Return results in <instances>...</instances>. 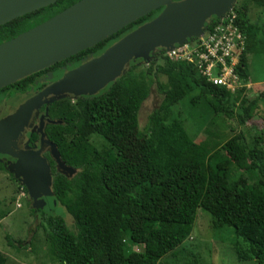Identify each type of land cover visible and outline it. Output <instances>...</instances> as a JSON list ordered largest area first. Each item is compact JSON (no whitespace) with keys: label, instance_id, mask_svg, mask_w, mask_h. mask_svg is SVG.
Instances as JSON below:
<instances>
[{"label":"trees","instance_id":"trees-1","mask_svg":"<svg viewBox=\"0 0 264 264\" xmlns=\"http://www.w3.org/2000/svg\"><path fill=\"white\" fill-rule=\"evenodd\" d=\"M75 1L55 0L1 24L0 42ZM247 1L264 12V0ZM159 10L135 19L93 46L1 87L0 92H23L35 75L45 70L58 76L61 65L73 67L88 52L99 54ZM232 10L245 35L236 67L245 81L246 54L264 53V30L259 19L247 20L245 4ZM215 21L214 16L209 17L204 29ZM140 63V58L130 60L120 76L94 94L79 95L72 102L64 97L48 105V116L61 123L47 124L45 136L55 144L63 163L76 169L67 178L55 171L52 159H46L53 195L45 197L47 203L35 211L50 255L60 264H160L159 259L166 253L174 254L190 233L200 207L216 226L231 227L237 260L254 259L262 264L264 130L257 132L251 143L242 132H234L210 150L195 142L179 120L166 119L172 104L197 90L190 99L192 104L202 99L214 119L244 125L253 115L255 97L249 99L243 93L244 86L229 92L212 85L184 61L159 56ZM160 76H165L164 82ZM152 83L161 92V99L139 129L137 112ZM260 97L264 102V96ZM130 133L141 149L129 146ZM92 134L101 135L105 145L96 147L90 141ZM51 200L71 217V228L62 214L50 212ZM5 237L9 243L8 235ZM0 264H6L2 254Z\"/></svg>","mask_w":264,"mask_h":264},{"label":"water","instance_id":"water-1","mask_svg":"<svg viewBox=\"0 0 264 264\" xmlns=\"http://www.w3.org/2000/svg\"><path fill=\"white\" fill-rule=\"evenodd\" d=\"M55 0H0V25ZM234 0H77L42 22L0 42V88L93 46L135 19L161 8L151 19L137 25L98 55L66 69L60 77L27 98L0 119V153L15 160L6 169L25 187L33 206L41 208L53 195L51 173L40 152L43 144L55 171L70 178L76 169L63 163L53 142L41 131L37 149H16L15 139L32 108L43 103L91 95L120 76L130 60L147 63L155 50L171 47L201 34L211 16L221 17ZM48 123H61L49 119Z\"/></svg>","mask_w":264,"mask_h":264},{"label":"rangeland","instance_id":"rangeland-1","mask_svg":"<svg viewBox=\"0 0 264 264\" xmlns=\"http://www.w3.org/2000/svg\"><path fill=\"white\" fill-rule=\"evenodd\" d=\"M241 4L246 6L247 20L254 22L259 19L258 25L264 30V12L247 0H234L232 5ZM143 64L146 63H140V65ZM245 70L246 80L244 83L246 86L244 85L243 93L249 99L255 97V108L253 115L244 125L236 124L233 126L232 121L223 122L222 119H214L215 117L202 99H197L196 103L192 104L190 99L198 94L197 90L185 94L180 100L172 104L166 119L179 120L195 142L210 150H215L225 137L237 131L242 132L248 143H251L253 136L260 130H264V102L260 97L264 96V53H247ZM159 80L164 82L165 76H160ZM66 97L72 102L77 96L69 93ZM51 98L48 96L42 102L47 104ZM160 99L161 92L152 83L137 112L139 129L144 127L147 114L158 106ZM30 117L31 112L27 119L29 126L32 130L36 128L40 135L41 131L44 132V125L48 123L49 118H46L44 122L39 120L36 126V124H32V120L29 121ZM43 117L44 115H41L40 119ZM26 126L22 127L17 136L22 135ZM261 137L264 153V133L261 134ZM43 138L46 139L45 133ZM90 141L98 148L105 145L101 135L92 134ZM127 142L132 149L139 150L142 147L141 144L138 145L134 142L131 133L127 135ZM39 144L40 138L34 149H37ZM44 149L48 152L46 144H43L41 152ZM46 203L44 200L41 208ZM41 208L33 206L32 199L28 196L25 187L10 171L7 169L0 171V254L6 258V264H60L47 250L42 235L41 220L38 212L35 211V209ZM48 209L50 212L62 214L66 226L72 227V219L61 205L51 200V207ZM6 235L9 237V243ZM233 241L231 227L227 225L216 226L209 213L198 207L190 233L176 248L174 254L166 253L159 259V262L160 264H257L254 259L237 260L234 254ZM126 246L136 247L128 244Z\"/></svg>","mask_w":264,"mask_h":264},{"label":"built area","instance_id":"built-area-1","mask_svg":"<svg viewBox=\"0 0 264 264\" xmlns=\"http://www.w3.org/2000/svg\"><path fill=\"white\" fill-rule=\"evenodd\" d=\"M235 17L231 8L216 18L209 28H203L199 36L155 50L151 59L161 56L170 61L187 62L207 82L229 92L246 86L236 71L245 35L236 24Z\"/></svg>","mask_w":264,"mask_h":264},{"label":"flooded vegetation","instance_id":"flooded-vegetation-1","mask_svg":"<svg viewBox=\"0 0 264 264\" xmlns=\"http://www.w3.org/2000/svg\"><path fill=\"white\" fill-rule=\"evenodd\" d=\"M92 56L93 55L90 52H88L87 54H85L84 56L80 58L81 59L80 62ZM69 68H72L69 66V63H66L65 65H61L60 66L61 72L56 77H53L52 72L48 70H45L42 73L36 74L34 77L35 79L33 80V83L29 85V87L23 92L15 91V92L10 93L9 95L4 92H0V119L12 113L27 98L34 95L36 92H38L42 87H44L48 83L60 77L62 72ZM49 103L50 102H48L47 104L40 103L35 108L31 109L30 111L31 117L29 121L31 122L32 120V124H36L37 126L39 123V120L44 122L46 118L52 119L48 116V113H47ZM41 115H44V117L40 119ZM47 124L49 123H46L44 127ZM38 137H39V134L36 128L32 130L31 126H29L28 124L25 128V131L22 133V135H18L15 139L16 149L24 150L26 146L31 149L36 148V146L38 145V139H39ZM41 156H43L45 159H47V157L50 158L47 150L45 149L41 152ZM14 160H15L14 158L8 155L0 154V162L3 165V170L6 169V164L8 163V161L13 162Z\"/></svg>","mask_w":264,"mask_h":264}]
</instances>
